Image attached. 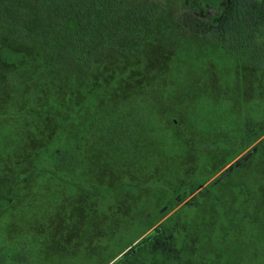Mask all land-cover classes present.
Masks as SVG:
<instances>
[{
    "label": "rangeland",
    "instance_id": "1",
    "mask_svg": "<svg viewBox=\"0 0 264 264\" xmlns=\"http://www.w3.org/2000/svg\"><path fill=\"white\" fill-rule=\"evenodd\" d=\"M28 2L19 13L35 27ZM134 3L147 30L139 49L123 46L136 53L105 50L62 80L0 29V264H106L179 197L203 189L189 210L220 179L252 168L263 180L264 66L183 32L180 0Z\"/></svg>",
    "mask_w": 264,
    "mask_h": 264
},
{
    "label": "trees",
    "instance_id": "2",
    "mask_svg": "<svg viewBox=\"0 0 264 264\" xmlns=\"http://www.w3.org/2000/svg\"><path fill=\"white\" fill-rule=\"evenodd\" d=\"M24 1L0 0V29L7 30L20 42L36 44L47 74L56 80L72 77L75 72L90 71L96 55L105 50L120 49L134 55L137 50L129 53L123 43L129 41L130 45L139 49L140 40L147 30V19L138 14L142 12L141 9L135 12L134 0H29L31 11L40 14L36 20L33 19V22L36 21L35 27L28 23L26 11L19 13ZM180 9L175 21L183 32L192 33L198 38H213L219 42L224 54L238 64L258 71L263 69L264 0H180ZM2 58L12 64L21 61L9 52H3ZM170 122L177 126V122L171 119ZM177 127L183 126L179 124ZM65 157L66 151H56L52 154L53 164L60 166ZM257 180L261 182L258 188L264 189V178L262 180L258 175ZM255 196L259 202L260 194L256 192ZM8 204V199L0 200V214ZM197 206L189 210L179 209L181 220L188 221L190 214L196 208L200 209L199 203ZM220 222L221 218L216 214L215 228L210 226L208 233H199L201 240L198 245L207 239L208 251L186 260L163 258L161 264H264V260L257 257L264 252V234L261 233L264 231L254 228L252 241L226 238L222 245V228H218ZM164 225L169 227L168 223ZM164 225L161 227L165 228ZM222 225L226 227L227 224ZM144 233L115 252L106 264ZM166 234L161 233L162 236ZM153 240H140L134 253L152 254ZM211 243L220 250L219 257L211 253ZM126 258L121 257L114 264H120Z\"/></svg>",
    "mask_w": 264,
    "mask_h": 264
},
{
    "label": "flooded vegetation",
    "instance_id": "3",
    "mask_svg": "<svg viewBox=\"0 0 264 264\" xmlns=\"http://www.w3.org/2000/svg\"><path fill=\"white\" fill-rule=\"evenodd\" d=\"M239 156L236 158L238 160ZM242 158V157H240ZM239 158V159H240ZM236 160V161H237ZM224 175V176H223ZM225 177L221 173L215 175L211 182H216L217 179ZM257 174L250 169L241 171L234 179L218 180L219 187L212 196L207 199H202L200 202V209L190 214L188 221H182L178 214L179 209H183L193 202L197 195L203 189H196L189 194H185L184 198L179 197L175 205H171L169 212L162 218L157 220L154 225L148 228L143 236L136 242L130 244L120 255L112 259L108 264H114L119 258L127 256L120 264H161L163 258L169 260L184 259L208 251L209 246L207 239H204L203 244L198 245L201 238L199 233H207L215 224L216 214L220 216L221 222L218 228L221 229L220 235L221 244L224 245L226 238H239L247 241H252L251 235L255 234L254 228L259 231H264V189L258 188L261 182L257 180ZM260 178V177H259ZM264 178V174H262ZM261 179V178H260ZM249 186V187H248ZM254 188V189H252ZM258 192L261 196L259 202L255 196ZM241 197V198H240ZM183 198V199H182ZM239 198V199H238ZM243 198V199H242ZM219 204L217 205V203ZM195 207H198L197 205ZM158 217L162 213L157 210ZM170 220V221H168ZM168 223L169 227L166 228L164 224ZM226 223V227L222 225ZM165 228H162L161 225ZM164 232L166 235L162 236ZM264 234L263 232H261ZM156 237H150V235ZM264 238V236H262ZM153 238V253L138 254L134 253L138 249L140 240ZM209 240V238H208ZM264 244V242L262 243ZM211 253L219 257L220 250L213 246L211 243ZM132 254L134 256H132ZM260 259L264 260V252L258 255ZM152 260V262H150ZM174 260V261H175Z\"/></svg>",
    "mask_w": 264,
    "mask_h": 264
}]
</instances>
